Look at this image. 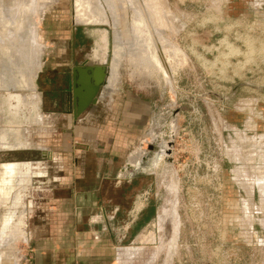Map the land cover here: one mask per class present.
Segmentation results:
<instances>
[{
  "label": "rangeland",
  "instance_id": "rangeland-1",
  "mask_svg": "<svg viewBox=\"0 0 264 264\" xmlns=\"http://www.w3.org/2000/svg\"><path fill=\"white\" fill-rule=\"evenodd\" d=\"M97 1L106 21L85 27L90 40L80 44L79 58L92 41L105 54L118 31L117 23L109 24L106 0ZM146 1L153 4L148 8L169 80L163 73L158 88L150 81L141 86L121 72L111 111L76 119L66 113L39 119L38 95L30 91L42 96L46 110L61 111L62 92L69 98L64 74L72 66L71 30L81 24H75L73 0L46 5L41 44L35 1L16 9L20 20L31 7L35 12L31 38L18 37L24 24L9 31L17 34L13 62L23 64L29 51L36 64L13 76V90L30 91L31 100L17 105L0 95L4 264H33L40 251L48 255L42 264H51L55 250L60 264H264V0ZM132 14L128 7L129 25ZM137 33L143 35L140 27ZM3 89L12 90L0 85V94ZM152 131L157 136L148 143ZM167 142L171 156L152 164ZM42 149L48 150L45 161ZM141 152L148 165L132 180L134 169L126 164L136 158L139 165ZM106 156L110 180H103ZM54 158L62 163L60 176ZM43 169L46 179L37 175ZM16 172L27 181L17 182ZM116 174L126 177L117 180ZM100 212L110 216L100 236L104 248L88 243L101 229L90 221ZM7 222L10 231L2 229Z\"/></svg>",
  "mask_w": 264,
  "mask_h": 264
},
{
  "label": "crops",
  "instance_id": "crops-1",
  "mask_svg": "<svg viewBox=\"0 0 264 264\" xmlns=\"http://www.w3.org/2000/svg\"><path fill=\"white\" fill-rule=\"evenodd\" d=\"M34 1H35V4L38 6L37 7L38 8V13L35 16V21H37V31H36L37 37H36V40H37L38 44H41V43H39L40 36H39V30H38L39 29L38 26L42 22L41 13H43L45 11L44 9L47 7L46 6L47 4L52 2V1H54V0H34ZM121 1L123 3L124 7H126V14H127V9L129 7V5L127 4L126 0H121ZM141 1H143L144 4L146 3L147 5L146 4L145 5L147 7L148 6L149 7L153 6V4L148 3L146 0H141ZM110 2H111V0H106V7L107 8H109L107 5H110ZM31 4H32V0H0V49H2V51L5 52L4 53V52L1 51L2 53L5 54V59L2 61V63H4L2 69H4L5 72H6V76H4V78L2 77V75L0 77V81H1L0 85L8 86L9 89H13L14 84H15V79L16 78H14L15 77L14 76V71H16V70L18 71L19 70L20 72L23 73V70H30L31 65L32 64H36V62L34 60L32 61L31 57L28 56L29 54H31L28 51V54H23L22 55L23 64H20V65L16 66V64L13 62L14 61V57H12V53H11V49H12L11 46L16 45L15 38H12V40H13L12 42L10 41V39L6 38V35H7V33L10 30L14 31L18 27H20V25H22V21H23V23L28 21V18H29L28 14L26 13V18H23V20H20V18L18 17V12H17L18 10H16V9L18 7H23L24 8L25 6H29ZM39 6H41V7H39ZM130 10H131V8H130ZM107 14H108L107 18H108L109 24H111V23L114 24L113 17L110 16V12L107 13ZM101 15H103V14H101ZM102 17H104V15ZM126 17H127V15H126ZM125 20H126V18H125ZM127 24H128V22H127ZM128 26H129V24H128ZM98 43L99 42L97 41L96 44L93 47V50H96L94 55L96 56V60L104 59V63L102 65V75H103V80L102 81H103V83L100 85L98 91L96 92L95 102L92 103V115L93 116H97V117L99 116L100 111H103L104 114H106L107 110L111 111V109H112V107L114 105L113 103H115L114 100H113V96L115 94L113 86L116 85L115 75H113V73L111 72V67H110V65H109V63L107 61V57H108L110 51L106 47L105 54H104V51L102 52L101 47L99 46ZM35 48H37V45H35ZM42 50H43V46H42ZM35 52L36 51L34 49L33 56H35V54H34ZM25 56H28V57H25ZM40 60H41V57H40ZM71 61H72L71 62L72 66L70 68V72H67V73L64 74V76L66 75L65 78H66L67 82H69V89L70 90H71L70 74L72 73V67L74 65V59H73L72 54H71ZM40 64H41V62H40ZM41 70H42V68H40V70L38 71V74H39V72ZM24 78H25V76H24ZM30 91H32L33 93L36 92L35 94L38 95V101L40 102L39 103L40 111H38V112H40V113H38L39 119H41L43 116L45 118H47V116L56 117L57 115H60V114H62V116H63V115H65L64 113H66V115L71 114L74 119H76L78 116H82L81 114L80 115H76V116L74 115V112H73L74 109H72V99L70 98V96H69L68 99L67 98H64V99L61 98L62 99V107H61V111L59 112V111H56V110L52 111V110H46L45 108H43V105H44L45 101L42 100V96H40L39 93H37L36 90L34 91L32 89ZM62 94L65 95L67 93L66 92H62ZM69 94H70V92H69ZM31 97H33L32 93H31L30 96L27 97V99L30 98L29 100H31ZM66 105H68V107ZM106 127L107 126L105 125L104 128H106ZM90 145H92L93 147H96V150L98 151V153L102 152V153H106V155H107L108 152H109L108 148L105 145H104V148L102 150H100V148H99L100 145L97 142L96 143L92 142ZM15 149H17L18 151L21 150L19 148H14V150ZM3 150H5V149H3ZM46 151H48V150L47 149H42L41 150V155H42V158H43L44 161L46 160L45 158H47L49 156L46 153ZM77 152H78V150H77ZM84 153H83V155H84ZM134 156H136V154H134L133 157ZM71 157H73V155ZM136 160H137L136 158H132L131 159V163L126 164V167L127 168L128 167H132L133 168L134 161H136ZM105 162H106L105 163L106 164V167H105L106 174H104V176L106 178L104 177L103 180H110L109 171L107 169L108 168V162H109V160L107 159V156H106ZM10 163L21 164V162H16V161L15 162H10ZM22 164H24V163H22ZM2 165H4V164H2ZM41 165H45V163H43V164L41 163ZM83 166L88 171V165L83 164ZM61 167H62L61 161L58 160L57 158H54V172H55L56 175H59V174L61 175V173H62ZM37 175H38V178H45L46 179L48 177L47 172L44 169L42 171L39 170ZM115 177H116L115 179L118 180V179H124L126 176H121V174H116ZM60 178L62 179V176ZM115 211H117V209H115ZM100 214H101L100 217L99 216H94L93 218L90 219L92 224L99 223L98 226L100 225L101 229L92 232V234H93L92 235L93 236L92 240L88 241V243L90 242L94 246H103V248H104V247H106V241H105V239L102 240L100 238V236L102 237V235L106 234L105 233L106 232V224L110 220V216L105 215V214H103L101 212H100ZM137 214H138V212L136 213V215ZM4 225H7V226L4 227ZM9 225L10 224L8 222L6 224H3V226H2L3 228L2 229H7V231L12 230V228L9 227ZM55 247L57 248L56 245H55ZM56 253H57V250H55L53 255L51 256V259L54 258V260H55V262L50 260L51 264H60L58 262V259L56 258L57 257ZM46 257H48V255L45 254L44 251H40L38 254H35L34 258H32V259H34L33 260V264L45 263L46 259H47ZM30 259H31V257H30ZM102 260L104 261V260H106V258L103 257ZM29 262H30V260L29 261L27 260V263H29Z\"/></svg>",
  "mask_w": 264,
  "mask_h": 264
},
{
  "label": "flooded vegetation",
  "instance_id": "flooded-vegetation-1",
  "mask_svg": "<svg viewBox=\"0 0 264 264\" xmlns=\"http://www.w3.org/2000/svg\"><path fill=\"white\" fill-rule=\"evenodd\" d=\"M59 1L61 2V0H59ZM95 2L98 5H100L97 0H95ZM126 2H127V0H126ZM76 3L77 2H75V0H73L74 8H75ZM127 4H128V2H127ZM107 6L110 9L106 12V14L110 12V16L113 17V21L118 24V31L117 30L114 31V39L112 37H111L112 39L110 38V41H109L110 45L108 47L110 53L107 57V61L111 67V72L113 73V75H115L116 83L117 84H118V82L121 83V80H120L122 77L121 72H127V76L129 78L128 80L130 82H132L133 84H135V82H136V83H138V85L143 86V85H146L147 83H149L148 81H150V83L152 84L153 87L158 88L160 86L159 76L161 74H163V72L160 68V65L157 62H155L154 59H152L151 53L153 50L155 52L159 53L158 48H157V46H158L161 49L160 51L164 57V53H163L164 50H163V48H161L162 43L159 42V40L155 41L154 43H156L157 46L155 44L153 46L154 48L150 49L149 46H147V42L144 40V39H147L144 33H143L144 36L134 34V32L131 28V25L127 26V22L125 20V18H127L126 17V7H124L121 0H111L110 5H107ZM129 7H130V5H129ZM77 11H83V10L78 8ZM77 11L76 10L74 11L75 12V19H74L75 24L81 23L82 25L81 24L74 25L72 30H71V54H72L73 59H74V65L72 67V73L70 74L71 90H70V95H69L70 98L72 99V109H74V110H75V103L73 102L74 101V99H73V86H74L73 81H74V77H75V79H77V77L79 75L78 71L76 69L82 67L81 64H84L86 62L85 56L91 55L93 47H94L93 41L91 40L92 41L91 46H89L88 49L86 51H84L81 58H79V52H80V47H81L80 44L84 43V41L90 40V38L87 36V32H86L87 30L85 29V27L90 23L85 22L81 19H78L76 16ZM79 14L82 15L83 12H80ZM115 26L116 25L114 24V28H115ZM100 45L102 46V48H105V43H104L103 38H102V44H100ZM156 55H157V53H156ZM1 58L2 59L0 61V71H2V73H3V72H5V70L2 69L3 65H4V63H2V61L5 59V54L2 53ZM168 72L170 73V76H171V70L170 69ZM17 76H19V74H17ZM66 97H67L66 94L65 95L61 94L62 99L66 98ZM74 110H73V112H74ZM86 115H92V103H90V105L87 109ZM150 135L151 136H150V140L148 141V143H152L155 140V136H157L153 131L150 133ZM10 145H11L10 147H14V146H12L11 143H10ZM169 147H171L170 142L169 143L167 142L164 145L160 144L157 148V151L154 154L152 164H156L157 160L162 155L165 157H170L171 156V150L169 149ZM24 148H25V146L19 148V149H21L19 151L24 150ZM11 151H18V150L16 149V150H11ZM141 154L143 156L139 162V165L137 164V162L139 161L138 159L136 161H134L133 169H134L135 173H134V176L132 177V180L139 177L137 174L138 170H140V169L142 170L148 165V161H146V157H144L145 156L144 152H141ZM5 164H7V163H5ZM24 175L27 176V174H24ZM23 177L24 176H22L21 172L15 173V179H17L16 180L17 182H22V183L26 182L27 180H25V179L18 180L19 178L22 179ZM139 213L140 212H138V215H139Z\"/></svg>",
  "mask_w": 264,
  "mask_h": 264
},
{
  "label": "bare ground",
  "instance_id": "bare-ground-1",
  "mask_svg": "<svg viewBox=\"0 0 264 264\" xmlns=\"http://www.w3.org/2000/svg\"><path fill=\"white\" fill-rule=\"evenodd\" d=\"M77 1H78V3H76V5H75V10L77 11L78 8L83 10V11H77L76 16H77L78 19H81V20H83L85 22H89V23L106 21V18L102 17L103 15H101L100 7H98V5L95 4L96 2H93L94 0H77ZM127 2L130 5V8H131V10L133 12L132 19H131V23H132L131 25H132L133 31L134 32H138L139 31V27H140L142 33H144L146 38H147L145 40L147 42V46H149L150 49L154 48L153 46L156 44L154 42L157 39L158 40L162 39V37L155 30V22H154V19H153V15H152L151 11L149 10V8L146 6L147 4L145 3L146 4L145 5L143 3V1H141V0H128ZM31 6H34V5H31ZM34 12H35L34 9H32V7H31L30 10L27 12V14L29 13L28 21H26L27 19L25 20L26 22H24V23L22 21V25L23 24L24 25H23V28H22V32H20V34L18 36L22 40H23V38H27V37L31 38V30L34 27L33 26L34 24H33V21H32V16H33ZM80 12H83V14H82L83 16L81 14H79ZM25 18H26V16H25ZM21 20H23V19H21ZM15 36H17V34H13L11 32H8L7 35H6V38H8V39L10 38L11 39V38H13ZM24 40H26V39H24ZM156 46H157V44H156ZM157 48H158V46H157ZM95 51L96 50H92V54L88 56L90 61L92 63L93 62H95V63L100 62V63L103 64L104 63V59L96 60V56L94 55ZM158 51H159V53L155 52L153 50L152 53H151V57H152V59H154L155 62H157L160 65V68H161L162 72L165 74V77L168 79L169 78L168 65L165 62V60H164L159 48H158ZM156 53H157V55H156ZM9 93L18 94V96H13V98H14V100H16L15 102L17 103V105H20L21 104V99H22L20 93L15 91V90H13V89L10 90ZM9 93H8V96H9ZM11 101H13V100H11ZM169 226H170V229H173L172 223ZM6 253L7 252L4 249L1 250V252H0V263L1 264H4V261L6 259L5 258V254ZM170 254H171V252H170ZM8 262H9V260H8Z\"/></svg>",
  "mask_w": 264,
  "mask_h": 264
},
{
  "label": "water",
  "instance_id": "water-1",
  "mask_svg": "<svg viewBox=\"0 0 264 264\" xmlns=\"http://www.w3.org/2000/svg\"><path fill=\"white\" fill-rule=\"evenodd\" d=\"M85 63L81 64L82 67L77 68L78 77H74V86H73V99L75 103L74 115H83L87 112V109L90 103L95 102V95L98 91L100 85L103 83L102 75V63L100 62H91L88 56H85ZM84 65V66H83ZM19 89V88H17ZM8 91V92H7ZM10 90H2L1 94L4 99L7 101L14 100L13 96H18V94L9 93ZM20 93L22 98L28 97L31 95L30 91L20 90L17 91ZM9 93V96H8ZM11 95V96H10ZM11 98V99H10Z\"/></svg>",
  "mask_w": 264,
  "mask_h": 264
}]
</instances>
